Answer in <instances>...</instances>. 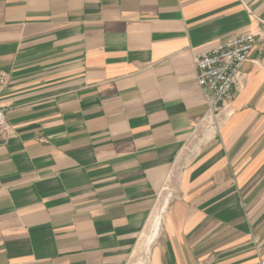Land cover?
Instances as JSON below:
<instances>
[{
  "label": "crops",
  "instance_id": "obj_1",
  "mask_svg": "<svg viewBox=\"0 0 264 264\" xmlns=\"http://www.w3.org/2000/svg\"><path fill=\"white\" fill-rule=\"evenodd\" d=\"M264 0H0V264H259L264 44L218 130L194 56Z\"/></svg>",
  "mask_w": 264,
  "mask_h": 264
},
{
  "label": "built area",
  "instance_id": "obj_2",
  "mask_svg": "<svg viewBox=\"0 0 264 264\" xmlns=\"http://www.w3.org/2000/svg\"><path fill=\"white\" fill-rule=\"evenodd\" d=\"M264 44V29L258 34H246L230 39L223 44L194 56L196 83L204 91L208 109L201 126L218 130L221 115L228 107L233 95L242 88V68L256 45ZM4 77L0 82L4 83ZM8 128L4 111L0 109V131ZM259 264H264V258Z\"/></svg>",
  "mask_w": 264,
  "mask_h": 264
}]
</instances>
